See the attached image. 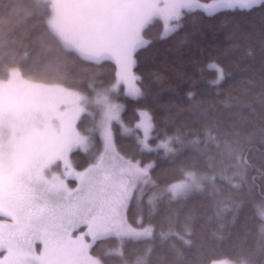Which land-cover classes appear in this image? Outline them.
<instances>
[{
    "label": "snow or ice",
    "instance_id": "1",
    "mask_svg": "<svg viewBox=\"0 0 264 264\" xmlns=\"http://www.w3.org/2000/svg\"><path fill=\"white\" fill-rule=\"evenodd\" d=\"M29 9L25 14L18 3H7L0 23L38 18L67 57L90 65L112 62L115 73L107 85L89 78L80 86L65 76V61L57 57L39 76L30 69L26 79L28 53L17 61L10 51L14 33L0 38V264H130L125 250L133 243L143 249L131 264H206L189 256L196 216L184 206L193 200L208 204L207 222L221 242L233 235L239 241L238 228L247 237L250 211L259 219L254 246L238 242L232 258L210 264H264V119L258 129L239 119L253 107L244 99L250 89L228 94L224 107L232 114L226 121L209 106L204 131L191 139L154 136L156 120L147 106L137 107L129 124L121 102L145 98L134 68L137 53L151 44L145 30L157 22L166 38L189 18L259 11L264 58V0H32ZM244 35L234 33L238 41ZM40 47L48 51L51 45L41 39ZM205 70L214 75L210 84L225 81L218 62ZM48 73L56 79H47ZM260 88L264 110V78ZM120 137L131 138L132 155L119 147ZM80 151L92 157L83 168L75 160ZM161 162L175 175L169 179L166 172L158 183L153 174ZM144 187L151 188L146 200ZM108 241L115 246L105 247Z\"/></svg>",
    "mask_w": 264,
    "mask_h": 264
},
{
    "label": "trees",
    "instance_id": "2",
    "mask_svg": "<svg viewBox=\"0 0 264 264\" xmlns=\"http://www.w3.org/2000/svg\"><path fill=\"white\" fill-rule=\"evenodd\" d=\"M7 3H18L25 14H29L32 0H0V11ZM26 18V16L12 18L0 23V38H3L7 32L14 33L10 51L16 60L20 61L23 54L28 53V56L24 57L25 78L29 77L30 69L33 70L34 76H39L43 73L45 65L61 57L65 61L63 69L65 76L71 77L72 81L80 86L89 83V78L105 85L113 79L115 68L112 62L90 65L88 62L67 57L47 35L41 20L31 18L25 23ZM237 30L245 34L239 41L234 37ZM162 32L163 25L160 22L154 23L145 30L144 35L151 44L137 53L134 72L141 78V87L146 95L139 101L130 97L121 98V102L125 104L126 121L129 124L134 122L135 109L147 106L156 120L157 130L154 136L180 135L191 139L192 133L204 131L206 123L202 119V114L209 106L214 108L219 119L226 121L232 114L224 107L228 94L235 96L248 88L249 95L244 99L253 107L243 109L239 119L247 121L250 126L258 129L261 120L264 119V110L258 103L260 81L264 78V58L260 55L261 13L256 11L250 16L230 15L203 20L189 18L178 32L161 38ZM41 39L48 41L51 45L50 50L45 51L40 47ZM249 49L254 55H246ZM2 56L3 53H0V59ZM210 62H218L227 73L225 81L220 86L209 83L214 79L210 70L201 71ZM46 78L55 80L56 75L48 73ZM118 145L129 155L135 151L130 137H120ZM98 148L99 143L91 149V152L95 154ZM187 158V156L181 157V159ZM91 159V155L83 151L75 156L81 168L86 167ZM171 167L161 162V168L153 174V179L159 183L166 172L171 179L175 175L167 171ZM148 195V192L144 193L145 200ZM171 207L175 209L177 205L173 204ZM184 212H192L196 216L193 224V248L189 256L199 257L206 264H210L211 260L232 258L233 245L238 242H242L245 246H254L258 240L259 219L251 211L248 213L247 237L245 238L244 231L238 228L233 231L240 232L239 241L233 235L226 242L214 239L212 233L215 231V225L207 222L206 218L211 215V210L205 201L189 202L184 206ZM131 219L130 211L129 220ZM181 226L182 217L176 223L177 230H181ZM113 246L115 241H108L105 244V247ZM142 249L143 245L135 243L126 248V256L130 264L135 258V253Z\"/></svg>",
    "mask_w": 264,
    "mask_h": 264
},
{
    "label": "rangeland",
    "instance_id": "3",
    "mask_svg": "<svg viewBox=\"0 0 264 264\" xmlns=\"http://www.w3.org/2000/svg\"><path fill=\"white\" fill-rule=\"evenodd\" d=\"M145 36V35H144ZM145 39H146V37H145ZM27 79V78H26ZM74 183H77V182H75V181H73V180H69V184L70 185H73ZM148 192L149 194L151 193V188L150 187H144L143 188V193H145V192ZM139 193H137V195H138ZM225 260V259H224Z\"/></svg>",
    "mask_w": 264,
    "mask_h": 264
},
{
    "label": "bare ground",
    "instance_id": "4",
    "mask_svg": "<svg viewBox=\"0 0 264 264\" xmlns=\"http://www.w3.org/2000/svg\"><path fill=\"white\" fill-rule=\"evenodd\" d=\"M147 192V191H146Z\"/></svg>",
    "mask_w": 264,
    "mask_h": 264
}]
</instances>
